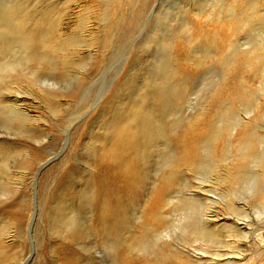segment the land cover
<instances>
[{"label": "rangeland", "instance_id": "1", "mask_svg": "<svg viewBox=\"0 0 264 264\" xmlns=\"http://www.w3.org/2000/svg\"><path fill=\"white\" fill-rule=\"evenodd\" d=\"M264 264V0H0V264Z\"/></svg>", "mask_w": 264, "mask_h": 264}, {"label": "bare ground", "instance_id": "2", "mask_svg": "<svg viewBox=\"0 0 264 264\" xmlns=\"http://www.w3.org/2000/svg\"><path fill=\"white\" fill-rule=\"evenodd\" d=\"M126 264V263H125Z\"/></svg>", "mask_w": 264, "mask_h": 264}]
</instances>
